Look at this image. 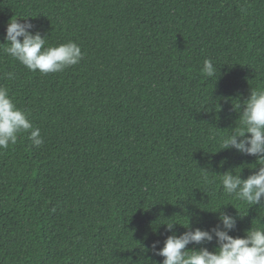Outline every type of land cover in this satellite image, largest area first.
Returning <instances> with one entry per match:
<instances>
[{"label":"trees","instance_id":"1","mask_svg":"<svg viewBox=\"0 0 264 264\" xmlns=\"http://www.w3.org/2000/svg\"><path fill=\"white\" fill-rule=\"evenodd\" d=\"M13 17L85 56L41 75L0 49V85L45 141L0 150V264H162L147 249L173 234L163 224L210 230L225 205L233 237L264 227V207L211 174L259 167L217 140L264 87V0H0V43Z\"/></svg>","mask_w":264,"mask_h":264},{"label":"clouds","instance_id":"2","mask_svg":"<svg viewBox=\"0 0 264 264\" xmlns=\"http://www.w3.org/2000/svg\"><path fill=\"white\" fill-rule=\"evenodd\" d=\"M0 49L4 55L11 57L30 72H39L41 75L62 73L79 65L85 56L81 46L74 41L50 46L48 36L34 31V25L28 22V19L14 17L7 24L5 42L0 43ZM202 72L210 79L218 74L211 59L204 60ZM4 78L14 80L16 74L7 72ZM239 114V126L231 129L229 134L219 136L217 143L222 150H236L242 155L256 157L259 167L251 169L252 174L246 179H242V173L234 174L233 171L222 175L212 172L211 174L221 178L223 190L229 197L249 206L262 208L264 87L251 89L250 97L244 102ZM30 116L28 109L18 106L10 89L0 85V150H7L11 145L17 144L24 134H27L32 147L40 148L44 145L41 129L32 122ZM201 171L203 181L211 183L209 171ZM228 206H222L215 212L218 213L220 223L210 230H201L200 227L193 229L189 217L186 226L178 222L163 224L167 231L173 234L167 236L163 247H160L159 241H155L147 251L153 256L162 257V264H264V227H252L244 237H233L230 233L237 226V218L226 210L222 211ZM238 214L243 218L239 212ZM168 220L171 221L172 218ZM177 224L187 230L183 234H175L174 228ZM213 242L217 245L214 251H209L206 246L198 251L189 248V245H206Z\"/></svg>","mask_w":264,"mask_h":264}]
</instances>
